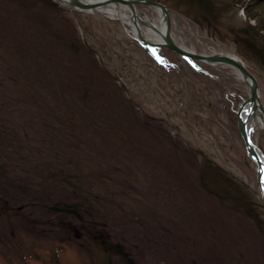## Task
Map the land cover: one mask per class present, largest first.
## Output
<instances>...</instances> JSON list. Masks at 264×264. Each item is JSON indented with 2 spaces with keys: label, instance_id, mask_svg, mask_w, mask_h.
I'll list each match as a JSON object with an SVG mask.
<instances>
[{
  "label": "rangeland",
  "instance_id": "rangeland-1",
  "mask_svg": "<svg viewBox=\"0 0 264 264\" xmlns=\"http://www.w3.org/2000/svg\"><path fill=\"white\" fill-rule=\"evenodd\" d=\"M18 1L0 0V264H264V198L237 118L250 89L236 67L151 46L106 6L63 0L40 6L41 47L21 51L11 35L32 20ZM160 1L178 45L238 56L264 103L244 9L264 24V0ZM137 10L160 22L157 7ZM252 138L264 154V127ZM210 164L233 186L202 183ZM60 200L81 212H58Z\"/></svg>",
  "mask_w": 264,
  "mask_h": 264
},
{
  "label": "water",
  "instance_id": "water-1",
  "mask_svg": "<svg viewBox=\"0 0 264 264\" xmlns=\"http://www.w3.org/2000/svg\"><path fill=\"white\" fill-rule=\"evenodd\" d=\"M63 1L66 3L67 8L85 10V11L86 10L100 11L101 6L114 1L116 2L119 1L121 3L126 4L127 8L130 10L133 23L136 25L135 36L139 38L141 41L152 46L166 45L168 47H172L175 50H177L181 55L188 58L202 59V60L208 59L211 61H215V60L225 61L237 67L241 71L242 76L245 78L250 89V95L244 100H242V102L238 107V111H237L238 127L245 141L247 151L256 163L257 180L261 193L264 198V172L261 171V169H264V154L257 145V143L252 138V131L259 127V125L255 121L257 118L256 115H259L264 121V103L260 95L259 81L255 76V74L248 69V67L245 65L243 60H241L236 55L223 53V52L214 53L210 55H204V54L202 55L190 51L188 49H184L182 46L178 45V43L175 41L173 37V32H172L171 8L160 0H63ZM140 3H145L161 9V14L166 23L165 31H162L153 22L143 18L139 14L137 10V6ZM119 18L123 20L121 15L119 16ZM140 22L145 23L151 27H154L162 35L163 34L165 35V39L161 41L160 40L156 41L146 37L140 28L139 25ZM250 118H253V124L252 123L249 124Z\"/></svg>",
  "mask_w": 264,
  "mask_h": 264
},
{
  "label": "trees",
  "instance_id": "trees-1",
  "mask_svg": "<svg viewBox=\"0 0 264 264\" xmlns=\"http://www.w3.org/2000/svg\"><path fill=\"white\" fill-rule=\"evenodd\" d=\"M10 1L17 2L18 0H6V2L8 4H10ZM198 1H201V0H198ZM205 1H207V2H205ZM202 3H204L205 5H203ZM202 3L201 4L203 6H205V7H208V8H209V6L212 7V5L210 4V1H208V0H203ZM47 4H49V5L53 6V7H59L56 4V2H53L52 0H50V1L49 0H20V1H18V4H17L18 5V12L22 13L25 17H29L31 20L32 19L38 20L39 22H41V25H42L43 23L45 24V22H47V21L45 20L44 17L43 18H41V17L37 18L38 17L37 15H40L42 12L46 13L45 11L42 10V8L40 6L46 7ZM248 6H249L248 4L244 5V9L246 10L249 18L250 17L251 18H256L255 19L256 21H255V24L253 25V27L255 26L254 28H256L257 31H258V32H256V35H258V37H256V35H254V37H252L254 40L251 39V37H250V40L251 41L253 40V43L256 42V41H259V43L256 45L258 47V49H255L253 46H250L252 44V42L250 43V45H249V43L247 45L250 46V47H248V48H250L249 51L251 53H253L254 55H256V58H258L260 60H264V56H263V53H264V40H263L262 34H261V32L264 31V24H262L260 22V19L258 17H256L255 15L253 16L252 14H250V11L248 10ZM38 7H40V8H38ZM8 20H10V18H4L5 22H3V24H5V25L6 24L15 25L14 21H8ZM41 25H39V26H41ZM10 26L14 28V26H12V25H10ZM7 29H8V27H7ZM25 29H27V31L17 30L16 29L15 32H17V33L11 35L12 37H16L17 38L18 44L16 43V45H17L16 48H19L21 51H25L27 49H30L31 45L30 44L26 45L27 41H30L31 44L34 45L35 47H37L38 45L41 47V44L39 43V41L38 40H34V37L38 36L37 35L38 31H39L38 30V25L34 24L33 20H32L30 28H25ZM5 30H6V28H5ZM0 33H1V31H0ZM7 33H9V32H7ZM53 33L55 34V36L57 38L60 35L58 30H56V28H53ZM246 33L248 35H250V33L248 31H246ZM20 34H26L31 39L29 37L19 36ZM34 42L37 43V45H35ZM77 44L78 43H76L75 46H77ZM29 51L33 52L34 49L33 50H29ZM57 72H59V71H57ZM180 175H181V173H180ZM200 177H201L200 178L201 182L204 183L205 185H210L211 186L210 183H212V184L218 186L220 181H222V183L224 181V186L226 185L225 188L227 190L229 189L228 185L231 186V187L233 186L230 183V181H227L228 178L231 179V177H228L227 174L220 167H218L216 165H213V164H210L206 168H203L201 170ZM222 177H223V179H222ZM182 178H184V177L182 176ZM209 189L211 191L212 190L217 191V188L216 187L213 188V186L209 187ZM234 189L236 190V188H234ZM57 205H58L57 206V211L59 212V210H60L62 213H65V215L70 213V212L71 213L72 212H76V214H77V212H79V213L81 212L79 210V207H77L75 204H73V203L69 204L68 202L63 201V200H60L57 203ZM71 207H72V209H71Z\"/></svg>",
  "mask_w": 264,
  "mask_h": 264
},
{
  "label": "bare ground",
  "instance_id": "bare-ground-1",
  "mask_svg": "<svg viewBox=\"0 0 264 264\" xmlns=\"http://www.w3.org/2000/svg\"><path fill=\"white\" fill-rule=\"evenodd\" d=\"M103 6H106L107 7V11H109V12H113L114 14H117L118 16H122V18H123V20L127 23V24H130L131 26H132V31H133V33L135 34V32H136V25L133 23V20H132V17H131V13L130 12H127V10H124V9H122L123 7H126L127 8V6H126V4H124V3H121V2H119V1H114V2H111V3H108V4H106V5H103ZM102 7V6H101ZM128 9V8H127ZM157 9H158V11L160 12V14H161V9L160 8H158L157 7ZM94 11V10H93ZM143 17V16H142ZM143 18H145V19H147V20H149V21H151V22H153L155 25H157V27H159L162 31H165L166 30V23H165V21H164V19H163V16H162V14H161V17H160V22H155V21H152L150 18H148V17H143ZM139 25H140V28H141V30H142V32H143V34L146 36V37H148V38H151L152 40H156V41H158V40H164L165 39V35L163 34H161L160 32H158L154 27H151V26H149V25H147V24H145V23H142V22H140L139 23ZM173 32V31H172ZM173 37H174V35H173ZM174 39H175V37H174ZM175 41H176V39H175ZM235 70L237 71V73L239 74V76L240 77H242L241 76V71L236 67L235 68ZM249 95H250V91H249ZM256 123L259 125V127L261 128V127H263L264 126V121L262 120V118L259 116V115H256ZM253 124V118H250L249 119V124Z\"/></svg>",
  "mask_w": 264,
  "mask_h": 264
},
{
  "label": "snow or ice",
  "instance_id": "snow-or-ice-1",
  "mask_svg": "<svg viewBox=\"0 0 264 264\" xmlns=\"http://www.w3.org/2000/svg\"><path fill=\"white\" fill-rule=\"evenodd\" d=\"M262 172H264V169H261Z\"/></svg>",
  "mask_w": 264,
  "mask_h": 264
}]
</instances>
